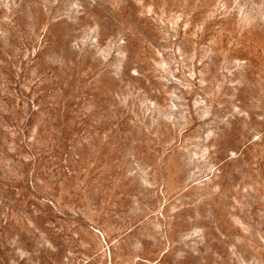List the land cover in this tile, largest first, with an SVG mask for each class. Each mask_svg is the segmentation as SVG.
<instances>
[{"label":"rangeland","instance_id":"374dc122","mask_svg":"<svg viewBox=\"0 0 264 264\" xmlns=\"http://www.w3.org/2000/svg\"><path fill=\"white\" fill-rule=\"evenodd\" d=\"M0 264H264V0H0Z\"/></svg>","mask_w":264,"mask_h":264}]
</instances>
